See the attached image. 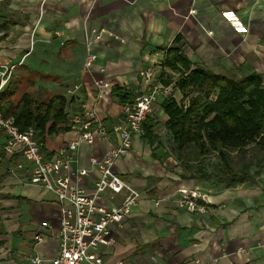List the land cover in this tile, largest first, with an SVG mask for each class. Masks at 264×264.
Listing matches in <instances>:
<instances>
[{
	"label": "crops",
	"instance_id": "crops-1",
	"mask_svg": "<svg viewBox=\"0 0 264 264\" xmlns=\"http://www.w3.org/2000/svg\"><path fill=\"white\" fill-rule=\"evenodd\" d=\"M173 46L191 66L238 76L257 72L264 84V0H0V64L23 61L17 69L24 70L15 73L11 84L18 89L13 100L30 83V93L72 100L70 115L83 103L97 109L108 128L119 122L123 107L114 87L132 98L146 93L139 72L147 67L160 82L162 76L178 77L164 67ZM88 48L97 55L91 71L84 70ZM32 75L36 79L30 82ZM96 80L110 84L102 100L97 99ZM173 97L189 103L179 90ZM166 100L159 96L151 114L159 124L158 143L146 144L136 135L129 154L115 165L142 197L123 225L113 227L116 244L102 250L105 263L264 264V166L252 181L229 188L214 179H181L182 165L165 128ZM77 136L70 129L46 136L44 152L51 158ZM5 141L1 135L0 264H31L32 255L54 257L60 249L54 233L59 202L53 193L22 181V174L8 173L22 158L7 159ZM112 146L103 138L80 146L81 166L91 170L82 181L84 189L92 191L99 176L91 159H102ZM183 192L206 195L208 212L180 208L176 199ZM121 202V196H106L101 204L113 208ZM44 222L50 227H43ZM37 232L46 236L34 246Z\"/></svg>",
	"mask_w": 264,
	"mask_h": 264
},
{
	"label": "built area",
	"instance_id": "built-area-1",
	"mask_svg": "<svg viewBox=\"0 0 264 264\" xmlns=\"http://www.w3.org/2000/svg\"><path fill=\"white\" fill-rule=\"evenodd\" d=\"M95 33V32H93ZM100 39V34L96 35ZM88 47L92 41L87 38ZM64 44V43H62ZM88 48L84 70L91 71L97 61V55ZM23 64H0V95L15 76L17 68ZM105 73V69H101ZM139 77L149 88L146 93L135 96L132 103L123 105L118 123L108 128L95 108L81 104L79 112L69 116L68 127L76 133L77 139L59 149L51 158L43 151L37 131L29 128L21 131L13 117L4 116L0 109V137L5 136L3 152L7 159L22 158L8 170L12 176L23 175L28 185L43 188L55 195L60 205L59 227L56 232L60 249L54 257L32 255L31 264H106L102 250L116 244L113 227H121L140 202L142 194L116 173L118 160L129 154L134 137L142 135L143 124L154 111L159 96L170 98L174 94V81L169 85L157 81L152 67L139 72ZM97 99L102 100L110 84L105 80H96ZM97 138L112 141L113 146L102 159L92 158V167L98 171V179L92 191L82 187V181L91 174L81 166L80 146L93 145ZM109 196L110 200L122 197L120 206L108 208L101 204ZM176 203L180 208L204 215L208 212L207 196L183 192ZM43 227H50L47 222ZM46 234L34 235V246L44 242ZM198 263V262H197ZM114 264H131L118 260Z\"/></svg>",
	"mask_w": 264,
	"mask_h": 264
},
{
	"label": "trees",
	"instance_id": "trees-1",
	"mask_svg": "<svg viewBox=\"0 0 264 264\" xmlns=\"http://www.w3.org/2000/svg\"><path fill=\"white\" fill-rule=\"evenodd\" d=\"M176 40L179 42V37ZM165 65L179 74L174 90L189 100L184 105L171 96L164 104L169 117L165 128L182 165L180 178L214 179L228 188L252 181L264 166L262 75L254 72L238 76L234 72L216 73L208 66H191L178 46L167 49ZM165 78L161 77L164 85L173 82ZM12 81L0 95V109L4 116L14 118L21 131L34 128L43 144L46 136L69 129L68 106L72 100L62 94L44 96L41 92H25L19 100H13L18 89L11 86ZM113 92L123 105L135 98L119 87ZM158 126L151 116L146 119L141 135L146 144L158 143Z\"/></svg>",
	"mask_w": 264,
	"mask_h": 264
},
{
	"label": "rangeland",
	"instance_id": "rangeland-1",
	"mask_svg": "<svg viewBox=\"0 0 264 264\" xmlns=\"http://www.w3.org/2000/svg\"><path fill=\"white\" fill-rule=\"evenodd\" d=\"M27 67L32 68L31 66H27ZM41 67H45V68H46V66H41ZM23 70H24L23 68L17 69V70H16L17 75L21 74ZM27 79H28L30 82H33V80H35L36 78L32 75V76H29ZM157 81H159V80L157 79ZM26 83H27V82H26ZM37 84H44V82L38 80V81H37ZM29 86H30V83H29V84H28V83H27V84H24L23 88L21 89V93L18 94L17 97H16L17 100H18V98H20L25 92L30 93L29 90H27V87H29ZM30 94H32V92H31ZM19 257H20V255H19Z\"/></svg>",
	"mask_w": 264,
	"mask_h": 264
}]
</instances>
